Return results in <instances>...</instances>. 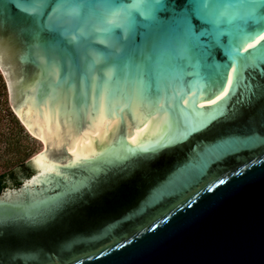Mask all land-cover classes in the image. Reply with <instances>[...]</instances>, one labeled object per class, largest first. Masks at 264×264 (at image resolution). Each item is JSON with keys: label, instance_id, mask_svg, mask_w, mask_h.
Returning <instances> with one entry per match:
<instances>
[{"label": "water", "instance_id": "1", "mask_svg": "<svg viewBox=\"0 0 264 264\" xmlns=\"http://www.w3.org/2000/svg\"><path fill=\"white\" fill-rule=\"evenodd\" d=\"M0 71V264H264V0H0Z\"/></svg>", "mask_w": 264, "mask_h": 264}, {"label": "rangeland", "instance_id": "2", "mask_svg": "<svg viewBox=\"0 0 264 264\" xmlns=\"http://www.w3.org/2000/svg\"><path fill=\"white\" fill-rule=\"evenodd\" d=\"M40 148L41 142L28 132L10 108L0 71V173L24 162Z\"/></svg>", "mask_w": 264, "mask_h": 264}, {"label": "trees", "instance_id": "3", "mask_svg": "<svg viewBox=\"0 0 264 264\" xmlns=\"http://www.w3.org/2000/svg\"><path fill=\"white\" fill-rule=\"evenodd\" d=\"M21 166H26V164H24V162H21ZM26 171H25V174H28L31 170V168L29 166H26ZM13 174V171H9V172H2L0 173V192L3 190V188L7 185V178L6 176L8 175H12ZM15 181L17 183H20L21 182V177H16ZM179 206V204H175L174 206L170 207L169 209L163 211L161 213V215H165L167 213H170L172 210H174L175 208H177ZM159 217V216H158ZM157 216L154 217L151 222H154L155 220H157L158 218ZM147 223L144 224V225H139L135 228L134 232L135 233H138V232H141L145 229V227H147ZM130 237V235L128 234H124L123 237L121 239H114L113 242L108 246H113V245H116V244H119V243H122L126 240H128V238ZM105 248H99L98 250H95V251H92V252H89V253H86V254H81V255H77V256H71L69 258H66L64 260L63 263H60V262H55V263H51V264H73L75 263L76 261L78 260H81V259H85V258H91L97 254H99L100 252H102Z\"/></svg>", "mask_w": 264, "mask_h": 264}, {"label": "bare ground", "instance_id": "4", "mask_svg": "<svg viewBox=\"0 0 264 264\" xmlns=\"http://www.w3.org/2000/svg\"><path fill=\"white\" fill-rule=\"evenodd\" d=\"M32 135V134H31ZM38 139V138H37ZM40 142H41V148H42V146H43V143H42V141L40 140V139H38ZM41 148H40V150H41Z\"/></svg>", "mask_w": 264, "mask_h": 264}]
</instances>
